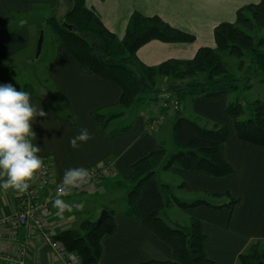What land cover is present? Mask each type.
I'll return each mask as SVG.
<instances>
[{
  "label": "crops",
  "instance_id": "crops-1",
  "mask_svg": "<svg viewBox=\"0 0 264 264\" xmlns=\"http://www.w3.org/2000/svg\"><path fill=\"white\" fill-rule=\"evenodd\" d=\"M259 1L86 0V6L95 10L104 25L119 38L124 35L128 18L135 11L146 16L157 15L170 25L195 36V41L190 44L154 40L143 45L137 52L138 58L148 66H156L168 59L189 60L198 48L214 47L215 26L223 22H234L240 8ZM57 2L58 0H0V21L9 12H29L34 4H41L52 10ZM37 34L38 28L20 25L16 32L0 40V84L11 83L18 90L19 85L24 82L18 76L21 68L25 67L27 70L35 65L38 69L37 63H34L38 59L35 45ZM46 52L43 66L40 67H45V76L41 80L45 84L39 85L40 90L34 86L36 95L32 97V102L40 105L47 115L38 117L32 130L37 137L34 142L41 147L40 157L52 165L55 183H61L65 170L69 168L83 167L89 170L107 163L117 171L118 179L126 180L131 166L154 152L158 142L163 143L161 136L167 130V125L171 130L172 124H169L168 118H172V114L167 117L159 115L160 126L155 132L147 133L144 125L145 120L150 117L149 114L146 117L145 111L135 110L130 130L108 135L99 129L93 114L119 110L122 94L120 86L93 73L83 72L70 51L55 40L48 45ZM44 79L48 81L44 82ZM228 102L227 95L215 99L188 98L181 104L180 109L185 117L199 116L211 123L227 127L224 157L234 172L227 177L213 178L173 167L169 171H162L161 177H157L160 182L170 185L172 190L176 188L174 194L185 201L226 193L239 198L240 202L232 213L227 208L215 210L207 206L177 208L175 217L181 218L180 221L177 218H168V212L173 208L167 212V220L172 224L184 225L189 217L199 218L203 222L206 236L205 255L217 264H237L238 255L251 243L264 241V148L255 147L237 138L232 122L225 113ZM63 104L75 119L76 126H72L70 120L59 115ZM129 110H124L125 116L113 121L111 128H121L120 123L129 117ZM42 123L46 124L42 127ZM82 128L89 130L92 139L74 150L69 141ZM179 181L183 182V189L177 188ZM115 190L117 188L112 180H104L95 185L87 195L92 198L98 196L100 203H103L107 199L106 195L113 194ZM17 195L12 190L0 189V217L14 213ZM78 195L81 194L64 200L70 205L80 204L79 201L70 202ZM209 199L219 204L226 201L222 196ZM93 209L99 214L101 210L108 208L102 204L94 206ZM78 211L79 209L73 207L74 215ZM121 211L114 216V231L102 238V254L98 264H141L151 260H173V249L170 245L136 218L120 214ZM56 212L51 205L49 214L45 216L46 230L52 236L62 230L75 228L82 222H75L71 212L66 211L63 217L57 216ZM86 213L90 215L89 211ZM21 243L26 244L23 264H64L42 234L27 239L22 229L13 234L0 232V252L3 255H15ZM74 258L76 257L72 255V259Z\"/></svg>",
  "mask_w": 264,
  "mask_h": 264
},
{
  "label": "trees",
  "instance_id": "trees-1",
  "mask_svg": "<svg viewBox=\"0 0 264 264\" xmlns=\"http://www.w3.org/2000/svg\"><path fill=\"white\" fill-rule=\"evenodd\" d=\"M64 2L69 9L63 18L58 20L51 16L46 20L55 42L70 51L83 72L112 81L122 90L118 111L93 114L99 129L108 135L132 128L133 120L121 128H111L113 121L125 116L124 110L133 106L142 107L159 96L170 94L181 107L188 98L215 99L237 92L241 85L245 91L251 89L253 83L264 84V0L240 8L234 22L215 26L214 47L198 48L189 60L168 59L156 66H148L138 58L137 52L143 45L154 40L190 44L195 41V36L170 25L157 15L146 16L135 11L128 18L124 35L119 38L104 25L95 10L86 6V0ZM19 15L10 13L0 21V40L20 28H12L16 20L20 21ZM40 33L38 31L35 45ZM225 58L236 60L234 69ZM235 70L243 77L239 78ZM200 76L203 78L199 79ZM161 78L179 82L170 83L167 90H161L158 87ZM20 89L28 91L31 97L36 95L34 86L29 82H22L18 87ZM252 108V117L242 118L243 108L237 99L226 104L225 113L240 141L264 148V102L256 100ZM168 112L159 105V115ZM170 113L174 150L168 154L164 142H158L154 152L131 166L126 180L118 179V174L115 179L109 180L117 189L125 191L126 207L120 214L136 218L173 249V260H151L141 264H217L205 255L206 236L199 218L189 217L186 224L180 225L169 223L166 215L172 208L192 209L199 206L215 210L227 208L232 213L240 202L239 198L226 193L192 201L182 200L173 193L170 185L158 180L157 170L169 171L177 167L213 178L231 175L234 170L224 157L228 129L199 116L185 117L181 109ZM59 115L76 126L65 104ZM147 122L145 120L144 126ZM183 185L181 182L177 188L183 189ZM221 196L226 199L221 204L209 199ZM107 210L108 215L103 222L97 224L87 218L75 228L56 233L53 239L66 253L77 257L79 264H98L102 238L114 231V216L117 214ZM259 263L264 264V241L251 243L237 258V264Z\"/></svg>",
  "mask_w": 264,
  "mask_h": 264
},
{
  "label": "clouds",
  "instance_id": "clouds-1",
  "mask_svg": "<svg viewBox=\"0 0 264 264\" xmlns=\"http://www.w3.org/2000/svg\"><path fill=\"white\" fill-rule=\"evenodd\" d=\"M47 115L42 107L32 102L31 94L9 84H0V189L12 190L24 194L30 187V181L43 168L39 147L34 141L37 137L32 130L37 118ZM46 123H42L41 126ZM92 139L87 128L79 130L69 145L78 149ZM90 180L86 168L74 167L65 170L57 196L52 206L56 215L63 217L65 212H72L73 207L82 209V204L70 205L62 198L73 189H80Z\"/></svg>",
  "mask_w": 264,
  "mask_h": 264
},
{
  "label": "rangeland",
  "instance_id": "rangeland-1",
  "mask_svg": "<svg viewBox=\"0 0 264 264\" xmlns=\"http://www.w3.org/2000/svg\"><path fill=\"white\" fill-rule=\"evenodd\" d=\"M68 9H69V7H67V4H65L64 0H58L56 7L52 10L46 8L45 6H43L41 4L40 5L34 4V5H32L31 11L22 13L18 16L20 21L16 20L12 24V28L13 27L15 28V26H20V25H31L34 28L35 27L38 28V31H41V33L43 35L41 57L40 58L38 57V59H36L37 62H34V63H37L38 69L35 67V65L27 68V70L25 69V67H23V68H21V72L18 74L20 80H24L26 82H31L33 84V86L38 88V90H40L39 85L45 84V83H41L42 82L41 80L45 76L44 75L45 74V69H44L45 67H43V69L42 68L40 69V67H41V65L43 66L44 58H46L45 55H47L46 51H47L48 45H50L51 43H54L53 35H52L48 25H47L46 20L51 16H55L56 19L61 20ZM10 13H16V12H9L8 15ZM8 15L6 17H8ZM260 32L263 33V30H261ZM255 33L259 35V33H257V32H255ZM255 33H252V34L255 35ZM225 60L232 66L231 67L232 69L235 68L234 67V63H236L235 59L225 58ZM235 73L237 74V76L239 78L243 77V75L241 73H239L237 71ZM202 78H203V76L199 77V79H202ZM44 82H45V79H44ZM178 82H179V80H174V79L164 80L163 78H161L158 80V87L161 90H167V86L170 83L172 84V83H178ZM50 86H51V84H50ZM161 98L162 97L159 96L155 101L152 100L153 102H150V103L148 102L146 105H144L142 107L141 106L140 107H137V106L131 107L129 112H128L129 117L123 119V121L120 123V126H125L126 124L130 123L131 120H133L132 118L135 117V115H134L135 110H141L142 112L145 111L144 114L146 117L148 114H149V116L159 115L158 112H159V105L161 102ZM237 99L239 100V102L241 103L242 108H243L242 118L247 119V118L252 117V115H253L252 103L256 100H261L264 102V84L253 83L252 88L249 90H245V91L243 89V86L241 85L240 90L229 95V102L235 101ZM168 114L171 115L170 112L165 113L163 115L167 117ZM184 114H187V113L184 112ZM168 120H169L168 122H170L169 124H172V118L169 117ZM208 122H210V121H208ZM166 128H167V130H165L163 132L161 138L165 144V147L167 148V153L170 154L174 150V146H173L172 141H171V130L168 128V125ZM161 172H162L161 169L157 170V173H159L157 177H159V178L161 177L160 176ZM169 178H171V177H169ZM180 182L181 181H179L177 184H180ZM88 192L81 193V195H78V197L70 200V202L76 203L79 201V202H81L80 204H86V206H83L82 209H79V211L77 213H75V215L73 212H71L73 217H74L75 222L76 221L77 222L83 221L87 218H90L91 220H94V221H98L101 212H99V214L94 212L95 211V209H93L94 206L98 207V206H101L102 204H105V206L108 209L113 210L115 212H119L126 207L125 191H123L121 189L115 190V192L113 194L106 195L107 199L104 201L105 203L104 202L100 203L98 196H93L94 198L88 196L87 195ZM173 193H176V188H174ZM87 211L90 212V215H87V213H86ZM176 211H178L177 208H173V210H171V212H168L169 213L168 218L171 220H174V218H177V217H175V216H177ZM177 219L180 221L182 220L181 218H177Z\"/></svg>",
  "mask_w": 264,
  "mask_h": 264
},
{
  "label": "built area",
  "instance_id": "built-area-1",
  "mask_svg": "<svg viewBox=\"0 0 264 264\" xmlns=\"http://www.w3.org/2000/svg\"><path fill=\"white\" fill-rule=\"evenodd\" d=\"M160 106L168 109L170 112L180 109V104L170 94L162 97ZM146 120L148 122L145 126V131L148 133L155 132L161 122V118L158 115L150 116ZM42 160L43 168L30 181L28 191L24 194L18 193L14 213L9 216L0 217V232L3 231L5 233L7 231L13 234L18 229H22L27 239L42 234L48 240L52 251L64 264H79V259L77 257L72 259V256L66 253L46 230L45 216L49 214L52 201L57 196V189L62 184L55 183L51 163L46 159ZM88 171L90 173L89 182L80 189H73L69 195L62 197L63 199L88 192L104 180L115 179L118 174L108 163L89 169ZM10 238H13V236H10ZM25 256L26 244L21 243L15 255L5 256L0 252V262L5 264H23Z\"/></svg>",
  "mask_w": 264,
  "mask_h": 264
},
{
  "label": "water",
  "instance_id": "water-1",
  "mask_svg": "<svg viewBox=\"0 0 264 264\" xmlns=\"http://www.w3.org/2000/svg\"><path fill=\"white\" fill-rule=\"evenodd\" d=\"M42 43H43V35H42V33H40L38 41H37V45H36V57L37 58L40 55L41 48H42ZM107 215H108V210L107 209H103L101 211V213H100V217H99L98 221H96L97 224L103 222L106 219ZM259 264H262V263H259Z\"/></svg>",
  "mask_w": 264,
  "mask_h": 264
}]
</instances>
